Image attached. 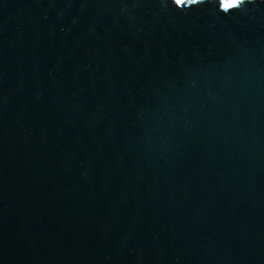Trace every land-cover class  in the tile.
I'll list each match as a JSON object with an SVG mask.
<instances>
[{"label": "water", "instance_id": "obj_1", "mask_svg": "<svg viewBox=\"0 0 264 264\" xmlns=\"http://www.w3.org/2000/svg\"><path fill=\"white\" fill-rule=\"evenodd\" d=\"M0 264H264V0H0Z\"/></svg>", "mask_w": 264, "mask_h": 264}]
</instances>
